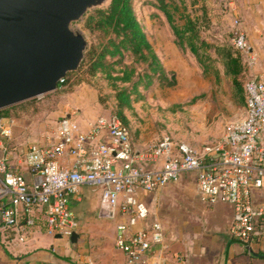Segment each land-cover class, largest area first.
Masks as SVG:
<instances>
[{
  "label": "built area",
  "instance_id": "1",
  "mask_svg": "<svg viewBox=\"0 0 264 264\" xmlns=\"http://www.w3.org/2000/svg\"><path fill=\"white\" fill-rule=\"evenodd\" d=\"M230 46L247 56L246 66L253 65L255 58L237 20L232 22ZM244 93L245 117L224 127L216 149H204L207 160L169 136L137 153L130 131L115 115L88 123L86 132L64 116L53 142L32 143L16 160V167L24 164L33 176L32 184L0 157V232L14 231L22 240L41 215L49 233L70 238L77 222L69 198L90 186L100 190L99 218L123 220L114 247L125 255L126 264H152L154 250L163 246L164 229L150 218L138 192H158L192 172L201 202L232 208L231 239L247 247L264 240V206L253 201V190L262 186L264 177V80L246 79ZM0 129L2 136L10 135L8 126L0 124ZM99 136L106 141L93 143ZM65 157L74 159L72 166L62 164ZM158 163L160 168H153Z\"/></svg>",
  "mask_w": 264,
  "mask_h": 264
},
{
  "label": "crops",
  "instance_id": "2",
  "mask_svg": "<svg viewBox=\"0 0 264 264\" xmlns=\"http://www.w3.org/2000/svg\"><path fill=\"white\" fill-rule=\"evenodd\" d=\"M228 6L232 18L230 26L232 27L233 20L238 21L255 58L253 65L248 67L247 56L238 53L245 81L248 78L264 80V0H228ZM228 43L230 44V40ZM154 50L159 60L163 61V51L157 46ZM215 71L219 81L226 79L220 65ZM227 94V109L234 108L239 113L228 114L226 111L220 114L218 127L213 132L204 130L202 138L198 140L200 142L193 144L192 147L201 156H205V160L208 155L204 149H216L221 143L223 124L226 126L245 117V106L231 101L229 88ZM196 115L198 121L204 117L199 112ZM8 122L13 123L12 119H3L0 124L7 126ZM79 127L81 131H87L86 124ZM128 130L130 131L129 126ZM105 138L99 136L93 143L105 142ZM53 141L54 138L46 143H34L43 145ZM157 142L158 140L149 148L145 142H141L134 150L137 153L149 151ZM18 144L0 139V157H6L8 164L32 184L34 178L24 164L16 167V160L26 151ZM261 144L264 148V135L261 137ZM61 162L72 166L74 159L65 157ZM153 168H160V163ZM138 195L147 205L150 218L161 222L164 229L163 246L154 250L152 264H264V240L247 247L231 239L229 227L232 208L223 203L209 206L201 202L195 173L181 174L177 181L158 192L139 191ZM253 201L264 206V177L262 186L253 190ZM68 206L77 222L74 232L77 238L74 243L68 237L49 233L43 217L38 215L35 226L25 231L22 240L14 231L0 232V264H126L125 255L114 247L117 226L123 220L120 217L99 218L100 190L82 186L69 198Z\"/></svg>",
  "mask_w": 264,
  "mask_h": 264
},
{
  "label": "rangeland",
  "instance_id": "3",
  "mask_svg": "<svg viewBox=\"0 0 264 264\" xmlns=\"http://www.w3.org/2000/svg\"><path fill=\"white\" fill-rule=\"evenodd\" d=\"M166 2H172L177 7L173 13L177 26L183 28L188 19L200 39L211 44L230 46L228 42L231 38L232 18L228 0ZM109 3L110 0H86L83 14L68 25L69 32L83 51L82 61L87 48L98 43V36L83 27V20L89 12L104 9ZM155 3V0H133V9L148 41L153 47L157 46L163 51L161 62L168 77L174 76L176 84L167 89L153 85L145 91L144 100L134 102L133 110L124 111V114L129 122L131 141L135 148L141 142H145L149 148L164 136L192 147L200 142L198 140L202 138L204 130L213 132L218 127L220 114L226 111L228 114L239 112L234 108L227 109L230 85L226 79L215 80L213 72H216L218 63L211 64L212 73L203 75L188 47L183 52L176 46L170 25L165 16L153 7ZM170 49L173 51L170 52ZM207 54L214 58L212 50ZM72 83L74 79L62 91L54 90L36 97L21 115L12 119V124L8 122L10 135L3 137L0 129V139L13 144L19 143L22 150H27L31 143H46L55 138L58 123L64 116L72 117L83 127L97 118H110L114 115L112 92L100 75L80 85ZM103 99L106 102L101 103ZM198 112L204 116L199 121L196 115ZM224 126L225 124L222 130Z\"/></svg>",
  "mask_w": 264,
  "mask_h": 264
},
{
  "label": "trees",
  "instance_id": "4",
  "mask_svg": "<svg viewBox=\"0 0 264 264\" xmlns=\"http://www.w3.org/2000/svg\"><path fill=\"white\" fill-rule=\"evenodd\" d=\"M155 1L153 7L165 16L175 36L176 46L183 52L188 47L203 75L212 73L211 64L218 63L224 71V78L229 82L231 101L245 106V78L238 52L226 44H211L200 39L188 19L183 28L177 26L173 17L177 7L166 0ZM83 27L98 36V43L87 48L78 69L67 73L55 91H62L72 79V85H80L100 75L112 92L114 115L128 128L129 122L124 111L133 110V103L143 101L145 91L153 85L173 88L176 84L174 76L168 77L164 65L148 41L134 12L133 0H110L108 7L89 12L83 20ZM211 50L214 58L207 54ZM213 75L219 81L218 74L213 72ZM34 99L1 109L0 121L17 118ZM104 102L105 99L101 100V103Z\"/></svg>",
  "mask_w": 264,
  "mask_h": 264
},
{
  "label": "water",
  "instance_id": "5",
  "mask_svg": "<svg viewBox=\"0 0 264 264\" xmlns=\"http://www.w3.org/2000/svg\"><path fill=\"white\" fill-rule=\"evenodd\" d=\"M85 2L0 0V110L54 91L78 69L83 51L68 25Z\"/></svg>",
  "mask_w": 264,
  "mask_h": 264
}]
</instances>
